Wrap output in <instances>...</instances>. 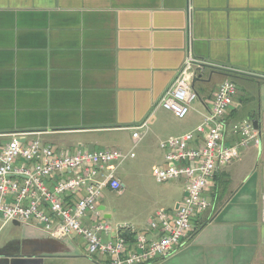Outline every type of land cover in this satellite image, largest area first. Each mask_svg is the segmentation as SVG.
Wrapping results in <instances>:
<instances>
[{
	"label": "crops",
	"instance_id": "crops-1",
	"mask_svg": "<svg viewBox=\"0 0 264 264\" xmlns=\"http://www.w3.org/2000/svg\"><path fill=\"white\" fill-rule=\"evenodd\" d=\"M188 51L203 67L197 99L178 119L157 103ZM225 80L237 92L224 141L233 143L232 126L248 120L259 145L218 169L189 238L149 264H264V0H0V147L15 136L71 154L141 142L159 149L202 122ZM143 122L134 146L131 129ZM179 183L178 204L160 209L182 205ZM98 209L113 228L135 231L157 211L134 225L113 222L103 195ZM108 263L88 257L77 237L56 239L35 223L0 226V264Z\"/></svg>",
	"mask_w": 264,
	"mask_h": 264
},
{
	"label": "built area",
	"instance_id": "built-area-1",
	"mask_svg": "<svg viewBox=\"0 0 264 264\" xmlns=\"http://www.w3.org/2000/svg\"><path fill=\"white\" fill-rule=\"evenodd\" d=\"M201 67L203 62L188 51L157 105L178 119L186 117L197 99L193 80ZM236 92V86L225 80L194 130L159 142L163 164L154 166L151 175L159 185L182 182L184 198L172 214L157 210L146 230L113 228L98 209L104 190L123 192L116 172L134 158V147L129 152L71 154L58 152L39 138L27 143L15 136L0 147V226L35 223L53 238L77 237L88 257H108V264H149L169 256L189 238L194 218L209 207L204 194L218 169L237 160L242 150L259 145V134L248 120L232 126L233 143L224 141V119ZM146 132V122L131 129L134 146ZM121 230H128L132 241L121 238Z\"/></svg>",
	"mask_w": 264,
	"mask_h": 264
},
{
	"label": "rangeland",
	"instance_id": "rangeland-1",
	"mask_svg": "<svg viewBox=\"0 0 264 264\" xmlns=\"http://www.w3.org/2000/svg\"><path fill=\"white\" fill-rule=\"evenodd\" d=\"M131 146L130 143L125 146L124 152L129 151ZM116 148L122 150L119 146ZM133 152L135 158L125 161L117 170L124 184L123 192L117 194L105 190L102 195L106 198V210L114 214L113 222L143 225L161 207H175L181 198L182 187L181 183L159 185L155 182L151 170L161 159V152L156 144L141 142Z\"/></svg>",
	"mask_w": 264,
	"mask_h": 264
},
{
	"label": "trees",
	"instance_id": "trees-1",
	"mask_svg": "<svg viewBox=\"0 0 264 264\" xmlns=\"http://www.w3.org/2000/svg\"><path fill=\"white\" fill-rule=\"evenodd\" d=\"M124 236H126L129 241H132L133 239L131 234H124Z\"/></svg>",
	"mask_w": 264,
	"mask_h": 264
},
{
	"label": "water",
	"instance_id": "water-1",
	"mask_svg": "<svg viewBox=\"0 0 264 264\" xmlns=\"http://www.w3.org/2000/svg\"><path fill=\"white\" fill-rule=\"evenodd\" d=\"M196 79H198V78H195V79L193 80V83L196 81ZM21 142H24V140H23V141H21Z\"/></svg>",
	"mask_w": 264,
	"mask_h": 264
}]
</instances>
